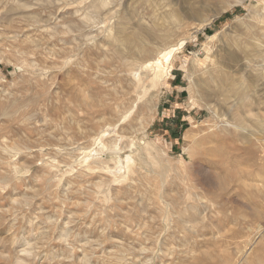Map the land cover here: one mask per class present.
<instances>
[{"label": "rangeland", "instance_id": "rangeland-1", "mask_svg": "<svg viewBox=\"0 0 264 264\" xmlns=\"http://www.w3.org/2000/svg\"><path fill=\"white\" fill-rule=\"evenodd\" d=\"M39 1L0 0V143L22 148L16 155L0 150V264H15L17 257L26 264H263L257 226H264V190H258L264 77L252 79L255 68L264 75V54L248 55L244 69L228 68L247 87L244 103L263 123H244L256 131L259 149H244L218 132L238 121L221 98H206L198 85L227 42L253 53L252 39L264 41L258 18L264 0H104L96 8L90 4L99 0ZM183 4L195 18L182 14ZM125 17L128 28L143 17L156 23L160 36L151 40L152 52L185 42L167 68L156 108L131 109L114 154L101 145L116 137L111 116L95 112L99 100L122 102L109 91L117 80L124 83L110 50L116 32L109 30ZM80 87L92 96L90 104ZM127 156L134 167L128 174L116 166ZM89 161L104 167L87 170ZM25 250L33 256L26 258Z\"/></svg>", "mask_w": 264, "mask_h": 264}, {"label": "bare ground", "instance_id": "bare-ground-1", "mask_svg": "<svg viewBox=\"0 0 264 264\" xmlns=\"http://www.w3.org/2000/svg\"><path fill=\"white\" fill-rule=\"evenodd\" d=\"M39 1V0H38ZM44 1V0H43ZM49 1V0H48ZM48 1H45L46 3ZM94 1V0H91ZM239 1V0H238ZM50 2V1H49ZM52 2V1H51ZM50 2V3H51ZM110 2V1H108ZM108 2H106L108 4ZM40 3V1H39ZM94 3V2H93ZM105 4L104 0H99L94 4H90V6L95 8L96 6L98 7L99 5ZM229 4V3H228ZM184 5V4H183ZM204 5V4H203ZM103 6V5H102ZM106 6V5H105ZM90 7V8H91ZM104 8V7H102ZM188 6L184 5L182 7L183 10V15L190 17V18H195L196 14L195 13H189L187 12ZM190 9V8H189ZM262 9V8H261ZM99 11V8L96 9ZM143 11V9H141ZM92 11V10H91ZM98 11L96 14H98ZM138 11V10H137ZM139 12V11H138ZM137 12V13H138ZM142 13V12H141ZM215 14V13H214ZM90 15V13H89ZM143 15V14H142ZM262 15V14H261ZM99 16V15H98ZM216 15H213V17ZM85 17V16H83ZM88 17V16H86ZM109 17V16H108ZM210 17V16H209ZM257 17V16H256ZM144 18V17H143ZM143 18H138L136 23L133 24L132 27L128 28L127 24L129 22V18L125 17L123 21H119L117 25L112 30H109L108 32L111 35V32H116V36L113 38V41L111 42V55L115 58H117L120 62L121 66V73L119 78H121L124 84L121 80H117V82L112 83L110 90L112 93L114 92L118 97H123L121 98V103H114L111 102V100L108 97V100H99L98 102V107L99 110H97L95 113L99 115L101 118H105L106 116H111L109 118V122H107L109 125H113L115 130V139L111 140L110 143H102V148L107 149L110 153L118 154V151L120 148H118L116 145V138L117 137H122L125 136V132L123 131V123L129 118L131 114V109H135V112L138 114L140 113L141 109L143 106L148 108L149 110L152 109L154 110L157 106V101H158V90L159 87L163 84L165 77L167 76V68L169 67L171 60L173 56L177 53V51L183 46L184 42L182 39L177 43V44H161L158 45L157 49L155 52H152L149 44L151 40L157 39V37L160 36L159 29L155 25L156 23H149L146 24L145 21L143 22ZM259 25L262 27L260 29V35L264 37V16L263 18L260 17L259 14ZM82 19V18H81ZM79 19V20H81ZM88 19H91L88 17ZM212 19V18H211ZM94 20V19H93ZM92 20V21H93ZM206 20V19H205ZM254 21V20H253ZM40 22V21H39ZM83 22V19H82ZM148 22V21H147ZM57 23V22H56ZM85 23V22H84ZM89 23V22H88ZM86 24V23H85ZM58 25V24H57ZM248 25V24H247ZM252 28V27H251ZM255 28V27H254ZM56 29V28H55ZM72 29V28H70ZM129 29V30H128ZM201 29V28H200ZM51 30V29H50ZM245 30V29H244ZM249 30V29H247ZM55 31V30H54ZM69 31V30H67ZM72 31V30H71ZM251 31V30H250ZM259 34V33H258ZM107 34V36H109ZM113 35V33H112ZM115 35V34H114ZM252 35V34H251ZM51 37V36H50ZM27 37H25L26 39ZM89 38V37H87ZM109 38V37H107ZM112 38H110L112 40ZM257 39V38H256ZM30 40V39H28ZM27 40V41H28ZM60 40V39H59ZM72 40V39H71ZM35 41V40H34ZM32 40V42H34ZM40 41V40H38ZM70 41V40H69ZM41 42V41H40ZM71 42V41H70ZM69 42V43H70ZM110 42V41H109ZM38 43V42H37ZM66 43V42H65ZM67 43V44H69ZM75 43V42H74ZM73 43V44H74ZM252 43L254 46V52L249 53L248 48L243 49L241 46H232L233 43L227 42L221 50L223 51V55L221 57H215L216 60H212V63L208 69L206 70L207 72V77L200 81L198 89L201 90L202 94L206 98H221L219 102L225 103L227 105V110L231 115V119H237L238 122L230 121L225 124H222L220 128L218 129V132L221 135L225 136H231L234 137L235 140H237L244 149H249V150H255L259 149L263 146L261 141L257 136H254L255 130L253 128H248L245 126V122L250 121L252 123V127L257 128L262 126V122L260 119L257 117L254 113H251L250 111L253 107L251 104H246L244 103V99L249 97L248 92H247V87L241 83L238 82L237 79L232 78L230 75V71L228 68H246L248 67L247 64V59L249 58L248 55H256L258 57H263L264 54V41L258 40L255 41L252 39ZM33 44V43H32ZM77 44V43H75ZM81 44V43H80ZM54 45V44H53ZM66 45V44H65ZM83 45V42H82ZM42 46V45H41ZM52 47V46H51ZM71 47V46H70ZM79 47V46H78ZM249 47V46H248ZM48 48V47H47ZM123 48V49H122ZM252 48V47H251ZM63 49V48H62ZM109 49V48H108ZM54 50V49H53ZM57 50V49H56ZM47 51V50H46ZM61 51V50H60ZM69 52V51H68ZM73 52V51H72ZM83 52V51H82ZM220 52V51H219ZM221 54V53H220ZM19 55V54H18ZM215 55V54H213ZM252 55V56H253ZM21 56V55H20ZM73 56V55H72ZM105 56V54H104ZM46 57V56H45ZM107 57V56H105ZM255 57V56H253ZM64 58V57H63ZM252 58V57H250ZM69 65V64H68ZM251 65V64H250ZM260 68V67H259ZM262 68V67H261ZM85 69V67H84ZM170 69V68H169ZM71 69H68V71ZM237 69H235L236 71ZM262 70V69H261ZM260 69L258 70L255 68V71L253 73V79L252 80H260L264 77L263 72ZM67 71V72H68ZM72 71V70H71ZM235 71L233 73H235ZM97 72V71H96ZM90 73V72H89ZM232 73V74H233ZM85 75V74H84ZM97 75V74H95ZM88 76V75H87ZM215 79H218L219 82L217 81V84L215 82ZM146 80H148V83L145 84ZM71 83V82H70ZM220 84L221 90L218 89V85ZM264 83V82H263ZM76 85V84H75ZM104 85V84H103ZM73 86V85H72ZM264 87V85L262 84ZM75 88V87H74ZM79 86L76 88L78 90ZM77 91V93H80V97H82L83 101L86 104H90L89 101H92L91 95L86 94V91L82 89ZM75 89V90H76ZM87 90V88H86ZM6 93V92H4ZM76 93V92H75ZM2 96V95H1ZM7 96V95H6ZM103 96V95H102ZM107 98V97H106ZM59 99V98H57ZM125 100V101H124ZM55 101V100H54ZM65 101V100H64ZM124 101V102H123ZM69 102V101H67ZM116 102V101H115ZM49 103V102H48ZM65 106V104H63ZM115 106V107H114ZM57 107V106H56ZM67 107V105H66ZM68 108V107H67ZM115 111V114L112 115V113ZM70 109V108H69ZM35 110V109H34ZM71 110V109H70ZM39 111V110H38ZM71 112V111H70ZM74 112V110H73ZM76 113V112H75ZM33 114V113H31ZM69 114V113H68ZM33 117V116H32ZM71 117V116H70ZM78 117V116H77ZM25 118V117H24ZM66 118V117H65ZM81 118V117H80ZM152 118V117H151ZM63 120V118H62ZM71 120V119H70ZM148 121V120H147ZM38 123V122H37ZM80 123V122H79ZM148 122H145L147 124ZM145 124H141L140 130L144 131L146 129ZM78 126V125H77ZM106 126V125H105ZM127 128V127H126ZM131 129V128H130ZM127 130V129H126ZM134 131V130H133ZM61 135V134H60ZM51 136V135H50ZM62 137V136H59ZM68 137V136H67ZM70 137V136H69ZM67 139V138H66ZM202 139V138H201ZM59 140V139H58ZM72 140V139H71ZM101 136L98 139V142H100ZM72 142V141H71ZM5 144V143H4ZM3 144L0 143V150L4 152L5 154H12L16 155L21 151V147H7V146H2ZM17 145V144H16ZM63 146V145H62ZM51 147V146H50ZM77 147V146H76ZM82 147V146H80ZM93 147V146H92ZM55 148V147H54ZM86 148V147H85ZM31 149V148H30ZM41 149V148H40ZM25 150V149H24ZM141 150V149H140ZM47 151V150H46ZM40 152V151H39ZM96 152V151H95ZM93 153V152H90ZM148 153V152H147ZM57 154V153H56ZM83 155V154H82ZM9 157V155H8ZM71 157V156H70ZM83 157V156H82ZM91 157V156H90ZM83 159V158H82ZM86 159V158H85ZM93 160V159H92ZM132 161V156H127L125 158V161L123 162L124 165L122 166L119 161H116V166L117 167H124V170L127 172L133 171V166L131 165ZM79 162V161H78ZM90 162V161H89ZM48 163V162H47ZM73 163V162H71ZM82 164V163H81ZM54 165V164H53ZM80 165V164H79ZM98 162H90L86 165V169H92L94 167H97ZM101 167H104V165L101 163L98 165ZM15 168H13L14 170ZM121 169V168H120ZM123 169V168H122ZM67 171V170H66ZM71 171V170H70ZM69 171V172H70ZM77 171V170H76ZM96 171V170H95ZM16 172V171H15ZM68 172V171H67ZM141 172V170H140ZM18 173V172H16ZM15 173V174H16ZM86 174V173H85ZM110 174V173H109ZM120 174V173H119ZM124 175V173H123ZM156 175V174H155ZM219 175V174H218ZM243 175V174H242ZM119 176V175H118ZM129 176V175H128ZM220 176V175H219ZM105 177V176H104ZM226 177V176H224ZM233 175L230 176L232 179ZM236 179L245 187L248 186L249 184L246 180L241 179V177L244 176H235ZM260 180L261 184L258 190H264V169L260 173ZM69 178V177H68ZM117 178V177H116ZM162 178V177H161ZM133 179V178H132ZM224 179V178H223ZM229 179V178H228ZM230 179V180H231ZM64 180V177H63ZM127 180V179H126ZM221 180V179H220ZM65 181V180H64ZM67 181V180H66ZM95 181V180H94ZM97 181V180H96ZM122 181V180H121ZM70 182V181H69ZM219 182V181H218ZM62 184H65L61 182ZM92 183V182H91ZM140 183V182H139ZM220 186L221 188H226L227 184L225 181H220ZM67 185V183H66ZM66 185H63L65 187ZM126 185V184H125ZM128 185V183H127ZM162 185V184H161ZM250 185H252L250 183ZM258 185V184H257ZM106 186V185H105ZM145 187V186H144ZM103 188V187H102ZM101 188V189H102ZM124 188V187H123ZM229 188V187H228ZM88 189V188H87ZM97 189V188H96ZM105 189V188H104ZM135 189V188H134ZM108 190V189H107ZM142 190V189H141ZM140 190V191H141ZM147 190V189H146ZM154 190V189H152ZM219 190V189H218ZM217 190V192H218ZM230 190V189H229ZM257 190V189H256ZM98 191V190H97ZM123 191V190H122ZM149 191V190H148ZM106 191H104L105 193ZM152 192V191H151ZM247 192V191H246ZM98 193V192H97ZM103 193V192H102ZM149 193V192H148ZM215 193V192H214ZM230 193V192H229ZM130 194V193H129ZM139 194V193H138ZM142 194V193H141ZM156 194V193H155ZM159 194V193H158ZM197 194V193H196ZM91 195V194H90ZM131 195V194H130ZM261 195V194H260ZM103 196V195H102ZM143 196V195H142ZM126 197V196H125ZM158 197V196H157ZM127 198V197H126ZM99 199V197H98ZM102 200V199H101ZM161 200V199H160ZM86 201V200H85ZM100 201V200H99ZM116 201V200H115ZM78 202V201H77ZM96 203H98L96 201ZM104 203V202H102ZM167 203V202H166ZM158 204V203H157ZM97 205V204H96ZM100 205V204H99ZM98 205V206H99ZM104 205V204H103ZM191 205V204H190ZM189 205V206H190ZM195 206V205H194ZM193 206V207H194ZM60 207V206H59ZM162 207V206H160ZM191 207V206H190ZM189 207V208H190ZM188 208V209H189ZM194 209V208H193ZM203 209V208H202ZM205 209V208H204ZM99 210V209H98ZM185 210V209H184ZM105 211V210H104ZM160 211V210H159ZM192 211V210H191ZM204 211V210H203ZM100 212V211H99ZM102 212V211H101ZM195 212V211H194ZM197 212V210H196ZM200 212V211H198ZM257 212V211H256ZM259 212V211H258ZM179 213V212H178ZM172 214V213H171ZM258 214V213H257ZM166 215V214H165ZM185 215V214H184ZM193 215V214H192ZM202 215V214H201ZM177 216V215H176ZM175 216V217H176ZM196 216V215H195ZM37 217V216H36ZM50 217V216H47ZM179 217V216H177ZM176 217V218H177ZM194 217V216H193ZM198 217V216H197ZM31 218V217H30ZM199 218V217H198ZM33 219V218H32ZM50 219V218H49ZM52 219V217H51ZM67 219V217H66ZM136 220V219H135ZM196 222L198 219H195ZM194 220V221H195ZM185 221V220H183ZM200 221V220H199ZM64 222V221H63ZM138 222V221H137ZM190 222V221H189ZM195 222V223H196ZM180 223V222H179ZM187 223V222H185ZM194 223V224H195ZM65 224V222H64ZM172 224V223H171ZM184 224V223H183ZM162 225V224H161ZM168 225V224H167ZM186 225V224H185ZM190 225V224H188ZM191 226V225H190ZM175 227V226H174ZM69 228V227H68ZM65 228V229H68ZM192 228V227H191ZM61 229V227H60ZM70 229V228H69ZM189 229V228H188ZM201 229V228H200ZM257 229H259V233L257 234V237L261 238L264 235V226L262 224L257 226ZM47 232V231H46ZM191 232V231H190ZM65 233V232H63ZM46 234V233H45ZM255 234V235H256ZM172 235V234H171ZM199 237V236H198ZM223 237V236H222ZM225 237V236H224ZM243 238V237H242ZM246 238V237H245ZM249 238V237H248ZM255 238V237H254ZM257 238V239H258ZM214 239V238H213ZM224 239V238H223ZM215 240V239H214ZM225 240V239H224ZM229 240V239H228ZM248 240V239H247ZM213 241V240H212ZM227 241V240H226ZM257 241L252 240L248 241L246 245H248L247 249H250L253 244H255ZM214 243V242H213ZM216 243V242H215ZM214 243V244H215ZM219 243V242H218ZM224 243V242H223ZM238 243V242H237ZM222 244V242H221ZM29 245V243H28ZM31 246V245H30ZM25 247V246H24ZM23 247V248H24ZM28 247V246H27ZM30 250V248H27ZM246 249V250H247ZM169 250V249H168ZM238 250V249H237ZM245 250V251H246ZM27 251V250H25ZM244 251V253H245ZM118 252V251H117ZM166 252V251H165ZM241 252V251H240ZM239 252V253H240ZM248 252V250H247ZM246 252V253H247ZM108 254V253H107ZM116 254V253H115ZM171 254V252H170ZM83 255V254H82ZM109 255V254H108ZM120 255V254H119ZM244 255V254H243ZM26 258H30L33 256L32 252L27 251V253L24 254ZM124 256V255H123ZM243 257V256H242ZM123 258V257H122ZM210 258V257H209ZM249 259V258H248ZM26 260L25 258L17 257L16 258V263L15 264H26L24 261ZM220 260V259H219ZM116 261V260H115ZM241 261V260H240ZM230 262V261H227ZM226 263V262H225ZM121 264V263H120ZM125 264V263H124ZM230 264V263H229ZM264 264V263H263Z\"/></svg>", "mask_w": 264, "mask_h": 264}]
</instances>
